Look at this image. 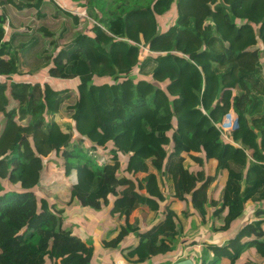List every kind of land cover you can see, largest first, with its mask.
Returning a JSON list of instances; mask_svg holds the SVG:
<instances>
[{"label":"trees","instance_id":"trees-1","mask_svg":"<svg viewBox=\"0 0 264 264\" xmlns=\"http://www.w3.org/2000/svg\"><path fill=\"white\" fill-rule=\"evenodd\" d=\"M63 1L0 0V264H83L85 246L62 218L71 201L45 190L44 160L62 163L57 174L65 180L74 173L71 198L110 200L117 220L141 206L157 211L163 202L147 162L173 182L175 197L187 205L183 217L192 207L202 221L204 206L217 205L223 231L246 203L264 217V13L251 23L257 46L235 51L210 16L221 13L224 27L237 28L238 18L220 0ZM173 4L176 18L161 29L157 16ZM82 13L93 23L80 20ZM60 80L78 83L59 90L49 84ZM235 85L248 91L247 103L225 140L218 100ZM74 138H81L76 149L69 145ZM191 153L200 155L193 157L197 164L216 161L215 176L184 169L182 155ZM222 171L218 199L210 200ZM163 214L145 232L137 223L122 226L103 246L117 247L133 233L139 245L131 257L164 255L180 221L169 206ZM260 224L249 222L220 246L205 247L197 264H237L246 253L256 258L246 264L262 263Z\"/></svg>","mask_w":264,"mask_h":264},{"label":"crops","instance_id":"crops-1","mask_svg":"<svg viewBox=\"0 0 264 264\" xmlns=\"http://www.w3.org/2000/svg\"><path fill=\"white\" fill-rule=\"evenodd\" d=\"M234 87L237 88L238 86L235 85ZM234 89L231 88L229 90L231 92L230 94H232L230 97L234 95ZM238 89L241 90L239 87ZM182 156L184 159L183 167L191 174H194L197 170L201 169L206 176H215L216 161L201 160L197 164L193 160V157L200 155L191 153L183 154ZM148 173L156 175L159 189L163 194V202L159 204L157 211H151L145 206L139 207V209L133 212L127 221L115 219L118 215V211L114 209L110 200L107 202L100 200L94 204H89L85 201L83 202L86 205H90L89 207H84V210H82V215L84 214L83 218L86 219V222L83 223L80 219L82 215L76 213L77 211H80L79 208L85 206L83 204L82 206L80 205V202L82 201L76 198L72 199L71 197L67 200L62 199L61 196H65V194L62 193L61 190H53L51 185L47 186V183L44 182L43 185H45V190L51 193L52 198H58V200L63 203L71 201L69 209L62 213V218L66 225L76 227L78 232L77 236L81 240V243L85 246V254H82L83 264H173L185 259H190L193 264H197V259L200 256L202 249L212 244L220 246L224 241L233 237L238 230L242 229L249 222H260L261 229L264 231L262 226V224H264V217L262 216L257 218L255 216L257 205L253 203H246L243 207L242 214L225 231L222 230V216H219L216 213V211L219 210L217 205L211 207L204 206L205 216L202 221L198 214L194 212L192 207L191 210L193 214L187 218L183 217L184 209L187 208V205H185L182 200L175 197L173 182L168 179L166 174L158 173L151 166L148 167ZM161 174H164V176ZM121 176L122 175L120 174L119 177ZM143 176H145V174L140 173L137 177L141 179ZM74 177L75 176L73 175L70 180L73 181ZM225 177V171H222L218 177H215L217 178L216 183L219 185V188L214 190L211 186L208 190V197L210 200L218 199ZM60 181H62V183H66V180ZM53 185L61 184L55 183ZM61 186L64 188L66 187L65 185ZM170 186L172 193H170ZM142 194L146 195L145 191H142ZM259 205L264 209V202ZM166 206H169V209L177 215L178 220L180 221V228L178 229L179 233L176 240L170 245L171 250L164 255L146 260L139 259L138 255L131 257L130 253H132L135 248L137 249L139 245L138 236L133 233L128 234L117 245V247L105 248L103 246V241H106L116 235L122 226L125 227L126 225H133L134 223H137L138 231L145 232L157 225L163 219V210ZM93 215L94 218L92 217ZM261 219L263 220L260 221ZM56 262V264H59L58 260ZM45 264H54V261L47 260ZM223 264H227V262L224 261Z\"/></svg>","mask_w":264,"mask_h":264},{"label":"rangeland","instance_id":"rangeland-1","mask_svg":"<svg viewBox=\"0 0 264 264\" xmlns=\"http://www.w3.org/2000/svg\"><path fill=\"white\" fill-rule=\"evenodd\" d=\"M60 4H62L61 2H64L63 0H57ZM240 1H242L240 6H237L238 3H240ZM220 2L222 4H224L226 7H228V10L230 11V14H234L238 19H237V28L232 29L230 28V30H228L226 27L223 26L222 21H223V16L220 13H216V12H210V16L212 17V19H214V23L216 24V27L218 28V30L221 32V34L227 39V41L229 42L227 37H230L233 39V41H231L230 43H227V45L229 47H232L235 51H241L249 46H257L258 42H257V29L255 28L254 25H252L251 23H257L259 21V19L261 18V16L264 13V0H220ZM67 6L69 9H73L74 4L72 2L67 1ZM237 6V7H236ZM72 7V8H70ZM172 8V10H171ZM173 11V12H172ZM72 12V11H71ZM70 12V13H71ZM83 14V13H82ZM176 6L171 5L170 10L166 11V14L163 16H157V21H160L161 24V29H163L165 26V22H173L176 18ZM80 20H88L89 22L93 23V21L87 17V15H80ZM3 37L0 40V43L2 42ZM262 63V62H261ZM262 67H263V75H264V64L262 63ZM46 78V77H45ZM45 78L43 77L42 79L45 80ZM32 82H34V80H31ZM49 81V80H47ZM78 81L77 80H63V81H51L49 82V84L53 87L56 88L57 90L65 88V87H76ZM233 89L236 87H232ZM234 97H230L232 94L230 95H221V99L222 101H224V103L226 102L225 98L228 99V110H231L233 113H244V108L245 105L247 103V94L248 91L245 89L239 90L238 87L236 89H234ZM6 107H10L12 102L7 101L5 102ZM11 103V104H10ZM220 105V102H219ZM67 122L64 123V128L62 131L66 132L67 131ZM81 138H74L72 140V142H70V146L72 148H77V142L80 140ZM87 146L85 145V148ZM64 155V151H60L58 154V158H56V160L61 161V157ZM101 155V154H100ZM108 159V155L107 153L102 154V157H105ZM148 165L150 166L149 162H147ZM44 164V178L42 179L43 183H47V186L51 185V188L53 190L55 189H59L62 191V193L65 194L62 195V199H69L71 197V194L69 192V184L72 182L70 179L72 178V176L74 175V173L71 171L69 174L66 175V183L60 180H64V178H61V173L63 171L62 168V163H58V164H52L50 163L48 160H44L43 161ZM60 172L61 175H58L57 173ZM162 176H164V174H161ZM61 182V183H60ZM61 184V185H65L66 187L64 188L61 185H53V184ZM9 189H13L12 186L8 185ZM47 188V187H46ZM170 193H172V189L170 186ZM55 198V197H54ZM58 199V198H56ZM73 199V198H72ZM40 202L42 205H49L50 203V199H47L46 197L42 196V198H40ZM86 202V201H85ZM37 203L39 206V201L37 198ZM88 203V202H87ZM83 206L82 208H79L80 211L76 212L79 215H82L84 210V207H89L90 205H86L83 202H80V205ZM90 204V203H89ZM96 207V206H94ZM94 209V208H92ZM72 214V213H71ZM92 215V213H91ZM84 214L82 215V217L80 218L81 221L83 223L86 222V219L83 218ZM94 218V215L92 216ZM263 219H261L260 221H262ZM258 222V221H256ZM79 225V224H78ZM80 226V225H79ZM263 228H264V224H262ZM251 258L255 261L256 258L254 256L251 255V253H246L242 256V258H240V260L238 261L237 264H245V262L247 263L249 260H251ZM48 261H50L49 259H47ZM46 260V261H47ZM52 261V260H51ZM54 261V260H53ZM59 261V260H58ZM260 264H264V261Z\"/></svg>","mask_w":264,"mask_h":264},{"label":"built area","instance_id":"built-area-1","mask_svg":"<svg viewBox=\"0 0 264 264\" xmlns=\"http://www.w3.org/2000/svg\"><path fill=\"white\" fill-rule=\"evenodd\" d=\"M221 95H225L223 92ZM221 97V96H220ZM226 102L222 101L221 98L218 100V107L220 111L224 112L222 122L217 125L218 131L220 132V135L223 139L228 140L229 135L231 132L235 131L238 128V119L237 114L233 113L231 110H228V99H226ZM220 102V105H219Z\"/></svg>","mask_w":264,"mask_h":264},{"label":"water","instance_id":"water-1","mask_svg":"<svg viewBox=\"0 0 264 264\" xmlns=\"http://www.w3.org/2000/svg\"><path fill=\"white\" fill-rule=\"evenodd\" d=\"M173 264H193V263L190 259H185L183 261H179V262L173 263Z\"/></svg>","mask_w":264,"mask_h":264}]
</instances>
